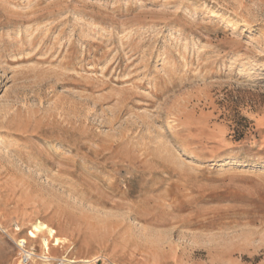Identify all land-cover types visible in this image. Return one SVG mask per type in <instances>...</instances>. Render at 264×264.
<instances>
[{
    "label": "rangeland",
    "instance_id": "rangeland-1",
    "mask_svg": "<svg viewBox=\"0 0 264 264\" xmlns=\"http://www.w3.org/2000/svg\"><path fill=\"white\" fill-rule=\"evenodd\" d=\"M21 239L264 264V0H0V264Z\"/></svg>",
    "mask_w": 264,
    "mask_h": 264
},
{
    "label": "built area",
    "instance_id": "built-area-1",
    "mask_svg": "<svg viewBox=\"0 0 264 264\" xmlns=\"http://www.w3.org/2000/svg\"><path fill=\"white\" fill-rule=\"evenodd\" d=\"M16 247L19 252L18 253L19 264H36L37 262H42V257H45V256L36 255L30 249H27L25 247V244L22 243L21 241H19V243L16 244Z\"/></svg>",
    "mask_w": 264,
    "mask_h": 264
},
{
    "label": "bare ground",
    "instance_id": "bare-ground-1",
    "mask_svg": "<svg viewBox=\"0 0 264 264\" xmlns=\"http://www.w3.org/2000/svg\"><path fill=\"white\" fill-rule=\"evenodd\" d=\"M22 240V241H21ZM20 241L22 243L26 242L24 239H21ZM42 261H51V259L46 258V257H42ZM101 258L100 257H95L93 260H80L79 263H83V264H92V263H96V262H100ZM69 263H75V262H69ZM78 263V262H77ZM63 264V263H62Z\"/></svg>",
    "mask_w": 264,
    "mask_h": 264
}]
</instances>
